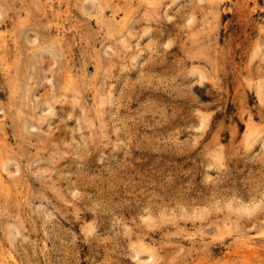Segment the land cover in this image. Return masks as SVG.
Returning <instances> with one entry per match:
<instances>
[{
	"label": "rangeland",
	"instance_id": "374dc122",
	"mask_svg": "<svg viewBox=\"0 0 264 264\" xmlns=\"http://www.w3.org/2000/svg\"><path fill=\"white\" fill-rule=\"evenodd\" d=\"M0 264H264V0H0Z\"/></svg>",
	"mask_w": 264,
	"mask_h": 264
}]
</instances>
